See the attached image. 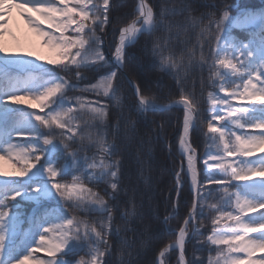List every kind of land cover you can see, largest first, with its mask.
<instances>
[{"label": "snow or ice", "instance_id": "1", "mask_svg": "<svg viewBox=\"0 0 264 264\" xmlns=\"http://www.w3.org/2000/svg\"><path fill=\"white\" fill-rule=\"evenodd\" d=\"M204 6L211 11L194 16L196 8L189 0H160L157 14L146 0H138L135 18L120 27L109 58L102 48L105 27L111 22L110 7H118L110 0H0V153L23 161V166L11 173L0 171V264H27L36 260V251L47 256L37 264H137L140 248L136 238L150 240L151 225L144 223L143 213L137 211L135 188L121 187L123 165L114 159L121 149H131L135 124L125 118L124 142H109L102 132L93 131L97 122H105L108 105L86 100L84 94L107 97L119 104L117 93L124 81L134 87L137 104L133 108L140 115L166 110L144 95L125 71L130 59L127 50L141 35L152 38L151 48L146 41L145 50L162 70L207 68V86L225 94H207L210 117L205 135L216 145V152L205 153L203 181L198 178L196 149L190 142L203 123L199 102L191 92L182 90L180 100L173 105L184 112L179 147L187 167L185 170L182 163L175 172L177 202L171 215L177 214L186 180H190L192 200L178 233L168 229L176 238L160 251L159 264H165L169 248L178 250L177 264H203L195 252L192 259H186V240L193 239L207 245L209 252L215 250L216 257L210 255L208 264H264V255L255 256L258 251L264 253V154L254 155L264 153V9L243 8L237 0H205ZM14 9L28 29L43 38L45 46L57 51L59 59L47 61L54 68L31 52L8 51L5 37L16 40L10 27ZM177 16L184 18L178 20ZM116 19L119 23L120 17ZM230 26L245 32L247 39L232 37ZM196 28L197 44L189 47L187 33ZM158 32L165 36H157ZM112 34L116 36L115 29ZM177 41L183 45L179 54L171 47ZM101 70L106 74L96 83L87 82L86 73ZM82 83L84 87H80ZM69 92L80 94L69 96ZM25 98L35 100L39 112L30 110L31 105L20 106ZM225 121L228 123H222ZM114 128L119 134L118 123ZM246 128L259 131L247 132ZM235 129L240 130L239 135ZM93 147L100 154L99 162L95 155L86 154ZM230 157L236 159L229 161ZM136 163L143 167L145 161L137 156ZM213 169L219 173L214 174ZM233 181L242 182L236 192L229 191ZM88 184L107 187L101 193ZM212 185L222 186L219 204L210 206L219 215L212 219L211 232L204 237L199 229L205 210L199 201L204 199L203 192L211 194ZM122 193L127 197L124 201ZM45 202L54 206L34 210L27 220L29 229L22 232L23 204L40 208ZM121 203L128 207L120 215L123 224L116 226L113 209L118 210ZM92 214L102 219L90 222L86 217ZM132 217L140 220L139 227L129 226ZM222 218L232 223L218 227ZM168 219L166 216L161 223L167 225ZM128 232L134 238L127 237ZM113 241L118 249L115 260ZM139 243L143 247L146 241L140 239Z\"/></svg>", "mask_w": 264, "mask_h": 264}, {"label": "trees", "instance_id": "2", "mask_svg": "<svg viewBox=\"0 0 264 264\" xmlns=\"http://www.w3.org/2000/svg\"><path fill=\"white\" fill-rule=\"evenodd\" d=\"M152 7L155 13L160 11V0H146ZM196 8L194 16H199L201 13L211 11V9L204 6L205 0H189ZM211 2V0H209ZM237 2L246 9L259 10L264 9V0H237ZM110 3L118 5L115 9L110 7V23L105 27L107 36L105 43L102 45L103 51L106 56L113 52L114 44L113 40L117 38L120 27L132 21L135 18L134 7L136 0H110ZM117 17H120V22H117ZM183 16H177L176 19L183 20ZM206 23V21H205ZM113 29L116 30V36L113 37ZM229 31L232 37L239 39H247L245 32L239 28L230 26ZM102 37L103 33L100 34ZM157 36L164 37L165 33L158 32ZM199 35V28L195 30H189L187 38L189 40V47L197 44V38ZM151 39L145 35H141L138 38L137 43L130 47L127 52L129 53L130 59L127 61V68L125 71L134 83H138L141 87V91L144 95L150 96L155 100L158 105H164L176 100H180L182 90L184 92H191L199 102L200 111L202 113L203 123L200 125V130L190 136V142L196 149L198 155L205 154L206 152H216V145L205 135L207 132V120L210 117L208 112L207 94L209 91H215L220 96H225L224 93H220L217 89H213L207 86V79L209 71L205 68L201 71L199 68L192 70L177 69L174 71H165L160 68L158 61H154L150 51L145 50L146 41L148 42V48H151ZM184 39V37H181ZM202 40L205 38H201ZM26 46L25 41L22 37L16 38V47L14 49L8 48L9 52H20L24 50ZM175 52L179 54L183 47L178 41L171 45ZM207 53V46L204 49ZM197 56H199V50L197 49ZM50 59H59L58 53ZM49 59V60H50ZM47 67L54 68L55 66L47 64ZM12 71L18 72L17 69ZM175 72H179L178 76H175ZM106 74V70H101L97 73H86L89 76L90 83H96L101 76ZM67 78V77H66ZM178 81H180L178 83ZM202 81L204 84L202 85ZM121 87L117 95L120 98L119 104L113 100H109L107 97L97 96L91 93H85L84 98L86 100H99L101 104L108 105V116L103 124L97 122L96 127L93 129L94 132H102L106 139L115 144H122L124 142V129L126 127L125 118H129L131 122L135 124L136 135L131 139V149L127 152L121 149L119 156L114 159H120L122 162V188H135V203L137 205V211L143 213L144 223L151 225L149 236L136 238L137 247L140 248V254L135 257L137 264H157V256L159 252L164 249L168 244L174 241L177 230L181 227L183 220L186 218L190 211V202L192 200V193L189 190L188 180L183 184L179 202L177 203L175 216L171 215L172 206L177 202V195L174 191L175 184V172L179 171L183 159L178 154V142L181 133L182 116L183 112L181 109L173 108L166 111H154L147 112L140 115L134 110L133 106L137 104L135 96L129 87V84L121 81ZM85 84H80V87H84ZM79 95L80 93H71V95ZM36 105L30 110L39 112V106L33 99ZM237 101H233L236 104ZM22 106V105H20ZM48 109H45L47 112ZM42 115L44 113H41ZM119 124L120 133L115 134L114 125ZM227 123V122H222ZM217 126H220L217 124ZM230 128L231 124L228 125ZM237 134H240V130L235 129ZM244 131L250 132L251 129H245ZM141 141H143V148H140ZM58 143V141H54ZM78 147V146H74ZM83 154V153H82ZM89 157L96 156L97 162H99L100 154L96 148H91L87 153ZM145 161L143 167L136 163V158ZM231 159L229 161H234ZM31 162H35L34 160ZM10 167L14 171L22 165L15 161L10 162ZM197 172L200 180L206 178V166L204 164L197 163ZM214 174H218V169H213ZM182 179L185 178V173L181 172ZM67 181L71 180V176L66 177ZM241 182L233 181V186L229 188L230 192H236L239 190L237 185ZM88 187L92 188L93 191L103 192L107 187L106 185H93L88 184ZM207 187V186H205ZM222 186L212 185V192L209 195L206 191L202 193L204 196L203 200L199 201V204L204 208V218L201 221L203 224L199 229L201 236L206 237L211 232L212 219L215 218L219 213H216L210 207L213 204H219ZM129 194H131L129 192ZM121 201L127 199L123 193L120 196ZM110 203H112L110 201ZM54 205L52 202H45L40 208H36L31 203H24L22 211L24 219L27 220L33 214V211H42L44 208H51ZM128 207L121 203L120 208L117 210L113 209V216L116 226H121L123 222L120 220V215ZM232 210V209H228ZM77 215H83L82 213H76ZM234 214V211H233ZM169 217L168 224L163 225L161 222L165 217ZM90 222H99L102 217L98 214H92L86 217ZM25 223V225H26ZM231 224L224 218L221 219V223L218 227H223L225 224ZM28 224V223H27ZM140 220L137 217L130 218V227H139ZM174 230V233H170L168 229ZM127 237L134 238L132 232H128ZM144 239L146 243L143 247L140 246L139 240ZM38 240V237H37ZM35 247V246H33ZM226 248V246H221ZM195 252V258L202 260L203 264H208V257L211 255L213 258L216 257L215 250L209 252L207 245H201L197 240H187L185 244V256L186 259H192L193 253ZM36 260H29L27 264H37L38 261L47 259L46 253L43 251H36L33 253ZM78 258V257H77ZM107 258V257H106ZM112 258L118 259L117 244L113 241V256ZM165 264H177V252L176 250L169 251L164 258ZM223 264V262H221Z\"/></svg>", "mask_w": 264, "mask_h": 264}, {"label": "rangeland", "instance_id": "3", "mask_svg": "<svg viewBox=\"0 0 264 264\" xmlns=\"http://www.w3.org/2000/svg\"><path fill=\"white\" fill-rule=\"evenodd\" d=\"M12 16H13V20L10 22V27L15 33L16 38L18 36L22 37L26 44L23 52H31L33 56H41L43 58L42 62H47L50 58H52L57 53L55 49L49 48L43 44L42 37L35 35V33H33L30 29H28L27 25L24 24L23 19L19 16V13L16 9L13 10ZM5 42H6L7 48L14 49L16 47V40H13L11 37L6 36ZM28 105H31L34 107V103L29 102L27 99H24L22 106L27 107ZM255 131H259V130L255 129ZM261 154H264V153L256 152L254 155L259 156ZM0 156H4L3 159H0V171L9 172V173L13 172L14 170L11 169L9 165L11 161H15L18 164L23 166V161L21 160H17L15 158L10 160L7 156L4 155V153H0ZM254 179H259V178L256 177ZM262 211H264V209H262ZM261 255H264V253L255 254L256 257H259ZM177 259H178V256H177Z\"/></svg>", "mask_w": 264, "mask_h": 264}, {"label": "water", "instance_id": "4", "mask_svg": "<svg viewBox=\"0 0 264 264\" xmlns=\"http://www.w3.org/2000/svg\"><path fill=\"white\" fill-rule=\"evenodd\" d=\"M130 86H131V88L134 90V87H133L132 85H130ZM134 92H135V90H134ZM173 105H174V104H169V105L164 106V108H165V109H170L171 107H174Z\"/></svg>", "mask_w": 264, "mask_h": 264}, {"label": "bare ground", "instance_id": "5", "mask_svg": "<svg viewBox=\"0 0 264 264\" xmlns=\"http://www.w3.org/2000/svg\"><path fill=\"white\" fill-rule=\"evenodd\" d=\"M260 253H261V252L258 251L256 254H260Z\"/></svg>", "mask_w": 264, "mask_h": 264}]
</instances>
